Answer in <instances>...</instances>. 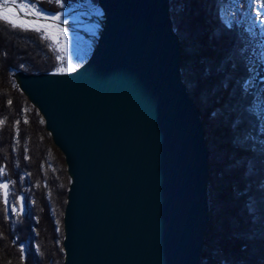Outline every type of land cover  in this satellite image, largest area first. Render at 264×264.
Here are the masks:
<instances>
[{"label":"water","instance_id":"1","mask_svg":"<svg viewBox=\"0 0 264 264\" xmlns=\"http://www.w3.org/2000/svg\"><path fill=\"white\" fill-rule=\"evenodd\" d=\"M96 6L106 15L78 68L12 75L66 166L61 264H199L209 151L170 0ZM85 23L62 27L87 37Z\"/></svg>","mask_w":264,"mask_h":264},{"label":"trees","instance_id":"2","mask_svg":"<svg viewBox=\"0 0 264 264\" xmlns=\"http://www.w3.org/2000/svg\"><path fill=\"white\" fill-rule=\"evenodd\" d=\"M225 1L170 0L173 26L179 36L182 49V79L187 86L190 73L193 68H196L199 70L198 76L201 78L199 81L203 88V92L198 93L187 87L189 95L199 108L209 151L210 225L205 233V243L199 264H232L233 257L239 258L241 264H258V262L264 264V169L262 171L258 169L259 165L264 166L260 163L264 160V155L257 152L252 159L251 167L247 158L242 165L236 166V160L250 154L239 152L232 145L228 128L219 122V117L217 120H212L209 114L212 100L209 99L210 89L205 82L209 84L216 82L215 61L225 50L232 49L228 40H225L228 39L227 34L230 35V32L236 34V31L239 33L243 29L242 25L227 31L218 19L219 11L226 8ZM22 2L35 3L46 12L61 10L54 1L49 3L45 0H22ZM82 2L83 0H71L73 5ZM92 3L96 5L97 0H92ZM213 29H216V32L210 37ZM10 34L9 26L0 21V168L5 166L8 173L13 172L16 175L14 168L19 167L22 158L24 160L25 157L29 159L28 166L32 175L30 180L34 178L41 187L43 185L46 187L48 182L55 180V177L50 178L52 175L43 170L46 178H40L39 157H37L39 154L36 151L38 148H44L34 141L35 124L31 118L30 120L28 116V119L25 116V112H31L32 107L17 90L12 75L17 71L26 74H52L57 68H62L64 73H69L71 69L60 65L49 41L37 36L36 33L19 32L20 38L23 37L24 41L22 45L26 46V51L31 52L28 55L20 49L19 45V48L15 47V39L12 41L7 38L6 35ZM220 34L223 38L226 35L223 39L226 46L219 44L217 38ZM230 37L233 36L230 35ZM236 37H233L236 39L235 44H243ZM235 54L237 53L232 49V55L239 60L238 54ZM205 67L209 69L207 73L203 71ZM8 101L11 103L9 104ZM250 102L251 100L247 97L245 103ZM263 106L264 104L261 105ZM248 119L252 121V117H248L240 125V130L243 132L251 128L247 122ZM25 120L28 123H25ZM17 127H21L28 145L17 156V162H15V158L8 153L5 136ZM46 157L50 158L49 154H46ZM58 176L56 185L61 187L63 183L66 185L65 176L62 177V174ZM32 180L30 184L34 185ZM14 185L11 189L14 193V202L17 204L16 199L22 195L23 188L31 185H22L18 179ZM241 192L245 194L239 195ZM50 193L52 188H49ZM32 198V208L28 209L24 216L16 214L15 217L9 216V210L6 211L3 200H0V264H58L59 261L61 264L62 262L60 250L62 225L59 216L57 217L58 208L51 201V206L55 210L52 220L47 213V208L43 205L41 193L38 196L34 190ZM13 219L16 220L10 221ZM31 220L34 222L32 223ZM31 226L33 230H30ZM33 231L34 233H31ZM244 236L249 237V243L243 239ZM21 246H25L23 252H21ZM249 248L253 249L254 253Z\"/></svg>","mask_w":264,"mask_h":264},{"label":"snow or ice","instance_id":"3","mask_svg":"<svg viewBox=\"0 0 264 264\" xmlns=\"http://www.w3.org/2000/svg\"><path fill=\"white\" fill-rule=\"evenodd\" d=\"M186 2H190V0H186ZM49 3H53V0H49ZM54 3L61 11L51 14L42 7L38 8L32 2L0 0V21L13 29L19 28L26 32L46 34L49 39L60 45L58 51L66 53L69 37L62 27V25L68 23V20L63 18L65 11L72 13L75 8L87 5L90 10L80 13V15L88 16L89 19L93 16L101 18L106 15L103 8L95 6L92 0H83L82 3L75 5L71 3V0H54ZM41 18L48 21V23H41ZM218 19L227 31H232L236 26H245L244 31L248 38L243 41V47L239 49L241 56L239 65L232 55V49L225 51L215 61L217 80L211 88L217 89V92L212 95V106L209 108V114L212 120H217L219 117V122L228 128L232 145L239 152L250 154L236 160L235 165H242L244 159L247 158L249 167H251L252 159L257 152L264 155V112L258 111L261 105L264 104V83L258 89L252 90L253 72L264 71V39H256L257 28L260 32H264V0H231V7L227 14L221 11ZM215 32L216 29H213L210 37ZM235 47L234 42L233 48ZM56 59L60 63L63 62L62 57L59 55ZM238 66L242 69V72L239 76H236ZM72 70L74 71L75 68ZM203 71L207 73L209 69L205 67ZM192 73L191 79L187 82V87L193 92L202 93L203 88L198 79L199 70L193 68ZM52 74L65 73L62 68H57ZM249 95L253 96L254 99L250 103H245ZM8 103L10 104L11 101H8ZM248 117H252L251 128L249 131L243 132L240 130V125ZM24 122L28 123L27 120ZM260 163L264 164V160H261ZM8 186L9 182L7 181L0 183V196L3 198L6 211L10 208L11 213L15 214L17 207L16 205H9L7 193L4 191ZM245 192H241L239 195H244ZM23 199V197H19L16 201L21 211L24 209ZM23 251V246H21V252ZM232 264H241L240 259L233 257Z\"/></svg>","mask_w":264,"mask_h":264},{"label":"rangeland","instance_id":"4","mask_svg":"<svg viewBox=\"0 0 264 264\" xmlns=\"http://www.w3.org/2000/svg\"><path fill=\"white\" fill-rule=\"evenodd\" d=\"M45 1L49 2V0H45ZM220 1H222V0H220ZM225 5H226V8L220 10L219 11V15H220L221 11H223L225 14H227L229 8L231 7V0H226L225 1ZM253 7H255V5H253ZM78 9L90 10L87 5H85L84 7L75 8V10H78ZM48 13H54V12H48ZM73 13H74L73 17H69V20H68L67 24H69V23H75V24L76 23H85V20H84L86 18L85 16H81L80 14H78L76 12H73ZM97 25H98L97 19H93V18L89 19L87 21V23L81 25L82 27L80 29L83 30L87 34V37H84V36H82V35H80V34H78L76 32H68V31H66L68 33V37H69L66 53L58 51V48L60 47V45H57L54 40L49 39L46 34H37V33L36 34H37V36L49 41L50 46H51L53 52L55 53L56 57L58 55L62 57L63 62L62 63L59 62L60 65L61 66H68L69 69H71V71H73L72 68H75V69L78 68L87 59V57L89 55V52L91 50V42H92V39H93V35L97 32V28H98ZM239 27H241V26H239ZM244 27L245 26H243V29L239 33L237 31H236V34H233V33L230 32L231 36H233V37L237 36L239 38L240 43H243V41L248 38L246 33H245V31H244ZM9 30L11 31V34L10 35H6L7 38L9 40H12V41L15 39V41H16L15 42V45H16L15 47H18V45H19L21 47L20 49L23 52H25L26 55L30 54L31 53L30 51H26V49H27L26 46L24 47L23 46L24 44L22 45V43L24 42L22 40L23 37L20 38V35H19V32L20 31L22 32L23 30H21L19 28L13 29L10 26H9ZM16 31H19V32L16 33ZM29 32H32V31H29ZM256 32H257V36H256L257 40L264 39V32H260V30L258 28L256 29ZM33 33H35V32H33ZM230 35L227 34L228 39H225L226 35H225V38H223L222 34H220V36L217 38V40L219 41V44L222 45V46H223V44H224V46H226V43H224L223 39L228 40V42H229L231 48L233 49V51L238 54L239 60H236V61L238 62V65H239V61L241 59V56H240V53H239V49L241 47H243V44L236 45V47H235L236 49L233 48V44H231V43H234L236 39L233 38V37H230ZM18 37L21 40L17 39ZM237 54H235V55H237ZM241 72H242V69L238 66L235 75L239 76L241 74ZM192 74L193 73H190V79L192 77ZM263 74H264V71H263ZM252 75L255 78V72H253ZM211 77L213 79V76H211ZM198 79L200 80L201 78L198 76ZM205 83H206L205 85L210 89L209 90V94L212 97V94L217 92V89L211 88V86L213 85L212 83H210V84L207 83V82H205ZM213 83H215V81ZM14 84H15V82H14ZM16 88H17V86H16ZM252 90H253V87H252ZM220 94L222 95V93H220ZM211 97L209 98L210 100H212ZM248 98L251 101L254 99V97L251 96V95H249ZM28 105L30 107H32L29 103H28ZM31 109H32L31 112L30 111L25 112V116L26 117L28 116L29 119L31 118L32 121L35 124L34 127H33L34 130H35L34 134H33V137H35L34 141L36 143H38L37 144L38 146L41 145L42 148H44V149H39L38 148L37 151H36V153L39 154L37 157H39V162H38L39 163V165H38L39 169H38V171H39L40 178H42V179L46 178V175H45V172H44V171H46L47 173L52 175L50 178H54L55 177V180L54 181L51 180L50 182H48V185H46V187H44V185L41 187L40 184L35 182V179L32 178L33 180L32 179L31 180L34 181V185H31L30 184V182H31L30 178H31L32 175H31L30 170H29L30 167L28 166L29 159H25V157H24V160L22 158V161H21L19 167H15L14 168V171H15L16 175L13 172L11 173L10 171H9L10 173H8V171H6V169H5V166L4 167L2 166L0 168V183H3L5 181L9 182L8 188L6 190H4V191L7 193V198L9 200V205H16V207H17V212L15 214L11 213L10 208H9V216H14L15 217L16 214H18L19 216H24V214L27 212V210L32 208V205H33V198H32L33 191L36 190V192L38 193V196L41 193V195L43 197L42 202L44 203L43 205H45V207L48 210L47 213H48L50 219L53 218L54 213H55V210L51 206V201L54 203V206L56 204V206L58 208L57 209L58 210L57 211V217L59 216L60 221H61V225H62L63 206L65 205V200H66L65 191H66V189L68 187V184H69V180H68V177H67V174H66V166H65V163H64V160H63V156L53 146L49 135L45 132L44 127H43V120H42L41 116L37 113V111L33 107ZM262 109H263V107H261L258 111L262 112ZM28 117H27V119H28ZM247 122H248L249 126H251V121L249 119H248ZM5 140H6L7 144H8V153L10 155H12L13 158H15V162H17V160H16L17 156H19V154H21V152L24 150V148L28 145V140L23 136L21 127H17L15 130H11L9 134H6ZM29 142L32 143V141H30V140H29ZM257 147H259V146H257ZM41 151H42V153H41ZM46 154H49L51 159L47 158ZM3 165H5V164H3ZM259 167H260V165H259ZM259 167H258V169H260L261 171L264 169V166L260 167V168ZM61 174H62V177L65 176V178H64L65 182L67 181L66 185L63 183L62 187L61 186H57L58 185V184L56 185L57 182L55 183V181L59 180V179L57 180V178L59 177L58 175L61 176ZM47 177H49V176H47ZM236 177H238V176H236ZM16 179H18L19 182L22 185H24V184L31 185L28 188H25V189L23 188V193H22L21 196H19V197H23L24 198L23 199L24 204H25V202L27 204V205L25 204V208H24V213L23 214H19V204H15L14 199H13L14 193H13V191L11 189V186L12 187L15 186L14 184H16ZM49 188H52V193H50V194H49ZM46 193H48V195H46ZM31 194H32V196H31ZM19 197H17V198H19ZM50 197H52V198H50ZM1 199L3 200L2 196H0V200ZM54 200H55V202H54ZM16 201H17V199H16ZM14 220H16V219H13V220H10V221H14ZM33 222L34 221H32V223ZM30 230H33L32 226L30 227ZM30 230L28 232H30ZM31 233H34V231L31 232ZM243 239H245L247 241V243L250 242L248 236H244ZM60 246H61V244H60ZM24 248H25V246H23V249ZM60 250H61L62 260H63L62 246L60 247ZM249 250H251V252L254 253L253 249L249 248ZM59 263H60V261H59Z\"/></svg>","mask_w":264,"mask_h":264},{"label":"bare ground","instance_id":"5","mask_svg":"<svg viewBox=\"0 0 264 264\" xmlns=\"http://www.w3.org/2000/svg\"><path fill=\"white\" fill-rule=\"evenodd\" d=\"M76 13H78V14H80V13H83V12H76ZM73 15H74V13L72 12V13H68L67 11L64 13V17L63 18H67V20H69V17H73ZM81 16H84V15H81ZM86 17V18H85ZM84 18L88 21L89 20V17L88 16H85ZM93 19H97V17H95V16H93L92 17ZM41 23H48V21H41ZM54 31V30H53ZM256 85H257V83H256ZM255 85V86H256ZM58 163V162H57ZM9 192V191H8ZM260 259H261V257H260ZM258 264H261L260 262H258Z\"/></svg>","mask_w":264,"mask_h":264}]
</instances>
